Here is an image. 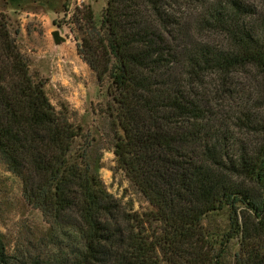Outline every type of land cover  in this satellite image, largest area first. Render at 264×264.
I'll return each mask as SVG.
<instances>
[{"label":"trees","instance_id":"trees-1","mask_svg":"<svg viewBox=\"0 0 264 264\" xmlns=\"http://www.w3.org/2000/svg\"><path fill=\"white\" fill-rule=\"evenodd\" d=\"M75 15L78 55L109 83L117 166L152 210L108 193L0 11V163L58 234L15 254L0 238V264H224L233 235L234 264H264V0H107L100 24L90 6ZM225 208L218 249L203 221Z\"/></svg>","mask_w":264,"mask_h":264},{"label":"rangeland","instance_id":"rangeland-1","mask_svg":"<svg viewBox=\"0 0 264 264\" xmlns=\"http://www.w3.org/2000/svg\"><path fill=\"white\" fill-rule=\"evenodd\" d=\"M6 1L0 0V11L9 16L11 31L19 32L17 42L29 59L31 72L46 81V93L53 106L58 111L65 106L71 122L84 129V139L77 142L76 151L80 147L88 149L106 190L127 210L151 211L147 200L117 166L105 113L111 101L109 83L100 86L96 74L78 55L82 35L75 17L77 0ZM91 2L100 24L107 0ZM58 31L64 42L55 40L53 33ZM203 225L209 239L220 249L231 234L230 209L207 215ZM57 235L41 211L25 200L20 179L0 163V238L7 251L15 254L31 244L50 249L48 243ZM239 251L240 236L233 235L223 263L234 264Z\"/></svg>","mask_w":264,"mask_h":264},{"label":"crops","instance_id":"crops-1","mask_svg":"<svg viewBox=\"0 0 264 264\" xmlns=\"http://www.w3.org/2000/svg\"><path fill=\"white\" fill-rule=\"evenodd\" d=\"M77 2H78L77 7L82 8L83 6H90L93 9V4H92L91 0H77Z\"/></svg>","mask_w":264,"mask_h":264},{"label":"water","instance_id":"water-1","mask_svg":"<svg viewBox=\"0 0 264 264\" xmlns=\"http://www.w3.org/2000/svg\"><path fill=\"white\" fill-rule=\"evenodd\" d=\"M53 36H54V38H55V40H56L57 42H64V41H65L64 38L61 37L59 31H58V32H54V33H53Z\"/></svg>","mask_w":264,"mask_h":264}]
</instances>
